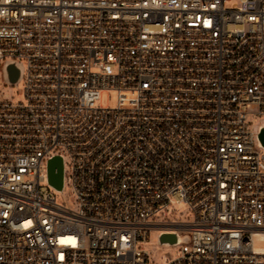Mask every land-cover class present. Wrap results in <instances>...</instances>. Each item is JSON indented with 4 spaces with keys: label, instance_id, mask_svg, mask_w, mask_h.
I'll return each instance as SVG.
<instances>
[{
    "label": "built area",
    "instance_id": "obj_1",
    "mask_svg": "<svg viewBox=\"0 0 264 264\" xmlns=\"http://www.w3.org/2000/svg\"><path fill=\"white\" fill-rule=\"evenodd\" d=\"M0 76V264H264V0H0Z\"/></svg>",
    "mask_w": 264,
    "mask_h": 264
},
{
    "label": "rangeland",
    "instance_id": "obj_2",
    "mask_svg": "<svg viewBox=\"0 0 264 264\" xmlns=\"http://www.w3.org/2000/svg\"><path fill=\"white\" fill-rule=\"evenodd\" d=\"M233 1H228L225 3V8H231ZM0 86L3 92H6L10 95L11 99L14 102L23 101V82L19 81L16 85H8L4 83L0 76ZM117 93L114 90H103L100 92L99 99L97 104L104 107H113L116 105ZM67 163V159H65ZM71 194L69 192L68 184H65L61 192L56 193V200L60 204H65L68 206H73L71 201ZM186 208L181 205H174L169 209L166 220L172 221H183L189 218V215H186ZM149 251V264H161L165 260L172 258L175 255L177 246L174 245H160L157 241V231L151 230L149 233L148 241L144 245Z\"/></svg>",
    "mask_w": 264,
    "mask_h": 264
},
{
    "label": "water",
    "instance_id": "obj_3",
    "mask_svg": "<svg viewBox=\"0 0 264 264\" xmlns=\"http://www.w3.org/2000/svg\"><path fill=\"white\" fill-rule=\"evenodd\" d=\"M21 69L18 65L13 63L5 64V79L14 84L19 80ZM258 139L262 146H264V125L261 126ZM48 183L56 190L60 191L62 187V171L63 163L60 156H53L47 161ZM159 244L172 245L177 242V236L174 233L161 232L157 235Z\"/></svg>",
    "mask_w": 264,
    "mask_h": 264
}]
</instances>
